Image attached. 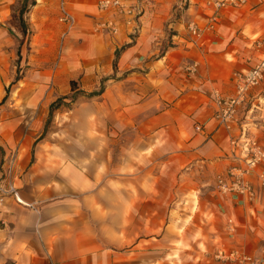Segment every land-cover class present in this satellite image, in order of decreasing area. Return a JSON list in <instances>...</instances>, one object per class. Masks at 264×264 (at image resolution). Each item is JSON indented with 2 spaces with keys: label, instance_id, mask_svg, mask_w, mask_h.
<instances>
[{
  "label": "crops",
  "instance_id": "1",
  "mask_svg": "<svg viewBox=\"0 0 264 264\" xmlns=\"http://www.w3.org/2000/svg\"><path fill=\"white\" fill-rule=\"evenodd\" d=\"M212 1L142 0L139 32L131 35L126 22L123 30L124 81H129L124 105L159 107L140 130L173 144L177 156L168 165L175 176L172 199L177 194L175 201H180L181 194L196 190L190 206L164 211L167 196L152 190L159 174L149 180L147 168L136 174L125 165L117 174L108 163L102 193L101 185L85 175L77 152L46 149L43 154L53 156L49 164L34 162L21 171L25 154L14 171L23 202L7 196L0 205V264H233L217 252L237 248L264 256V184L259 176L264 162L250 175L254 198L214 189L218 171L243 163L233 136L245 132L264 144V76L238 105L229 127L213 117L215 95L231 94L235 72L264 55V45L257 41L264 38V0L218 8L216 21L210 20ZM174 3L178 15L167 23ZM189 20L202 26L199 35L187 29ZM165 23L172 27V44L159 50ZM4 95L0 77V99ZM198 122L202 130L195 128ZM1 138L6 139L0 131ZM5 144L0 140L6 149ZM9 153L6 149L3 160ZM180 155L192 161L185 173L199 171L202 163L205 175L177 179L182 175L175 166Z\"/></svg>",
  "mask_w": 264,
  "mask_h": 264
},
{
  "label": "rangeland",
  "instance_id": "2",
  "mask_svg": "<svg viewBox=\"0 0 264 264\" xmlns=\"http://www.w3.org/2000/svg\"><path fill=\"white\" fill-rule=\"evenodd\" d=\"M97 1L67 2L75 17L71 28L59 19L60 0L0 1V77L5 79L0 131L6 138L0 140L7 142L6 149L16 152L15 165L23 163L26 154L21 171L34 162L49 164L52 155H44L46 149L77 152L85 175L101 185L102 193L106 190L102 179L108 163L116 167L117 174L123 173L125 165L133 166L136 174L147 168L149 180L159 174V185L151 188L167 196L164 211L186 209L190 196L197 191L189 189L181 194L180 201H175L177 194L172 199L175 176L168 165L170 158L177 156L173 155V144L167 139L155 140L152 132L140 130L159 107L154 103L132 108L124 105L129 81H124L128 71H124L122 59L126 45L123 30L129 14L114 8L100 9ZM125 1L127 6L136 7L134 13L138 11L132 16L139 28L128 29L136 35L144 6L142 0ZM178 9L170 12L165 22L178 15ZM167 23L159 50L172 44V27ZM112 24L118 26L116 31ZM6 149L0 145V163ZM180 158L175 166L182 175L177 174V179L205 175L202 163L198 164L199 171L185 173L192 161ZM216 174L215 191L229 195L217 189Z\"/></svg>",
  "mask_w": 264,
  "mask_h": 264
},
{
  "label": "built area",
  "instance_id": "3",
  "mask_svg": "<svg viewBox=\"0 0 264 264\" xmlns=\"http://www.w3.org/2000/svg\"><path fill=\"white\" fill-rule=\"evenodd\" d=\"M244 2L245 0L212 1L215 10L211 14L210 20H217L215 12L218 8L229 5L237 6ZM97 4L100 9L111 7L118 11L125 12L126 14L128 13L129 17L127 18V22L132 23L131 28L133 30L136 27L139 28V24L136 22V19L133 18L134 16H132L138 11L134 13L133 11L136 7L127 6L125 0H98ZM59 19L66 24L67 28H70L75 20L65 0H62L60 4ZM201 27L202 26L198 25L195 20H189L187 23V29L189 28L195 35H199L202 29ZM112 29L116 31L115 24H112ZM257 41L264 45V38H260ZM194 65H196V63H194ZM263 76L264 55L250 67L235 72L237 84L234 91L231 94L217 93L215 95L217 107L213 112V117L218 120V123L225 127L230 126L237 112L238 105L246 99L247 92L251 87L258 84ZM195 128L197 130H202L204 128L203 123H196ZM231 143L239 148L240 154L243 157V163L233 164L223 171L218 172L216 174V187L222 193L234 196L240 194L250 200L257 195V190L250 179V175L256 166L264 161V144L257 138L248 136L245 132H240L237 137L233 136L231 138ZM16 156V152L11 151L3 160L0 170V205L7 196H12L16 201L23 202L14 175ZM259 176L261 177L262 184H264V172L261 171ZM217 254L223 259L233 261V264H264V256L248 253L238 248L228 251H219Z\"/></svg>",
  "mask_w": 264,
  "mask_h": 264
},
{
  "label": "bare ground",
  "instance_id": "4",
  "mask_svg": "<svg viewBox=\"0 0 264 264\" xmlns=\"http://www.w3.org/2000/svg\"><path fill=\"white\" fill-rule=\"evenodd\" d=\"M97 5H98V4H97ZM212 5H213V4H212ZM108 8H111V7H108ZM104 9H106V8H104ZM128 17H129V16H128ZM128 17H125V21H124V23L126 22V23L131 27L132 23H128V22H127V18H128ZM74 18H75V17H74ZM74 21H75V20H74ZM63 23H64V22H63ZM73 24H74V23H73ZM71 27H72V26H71ZM71 27H70V28H71ZM116 30H117V26H116ZM193 65H194V64H193ZM251 88H252V87H251ZM251 88H250V89H251ZM215 119H216V118H215ZM216 120H217V119H216ZM217 121H218V120H217ZM263 162H264V161H263Z\"/></svg>",
  "mask_w": 264,
  "mask_h": 264
}]
</instances>
